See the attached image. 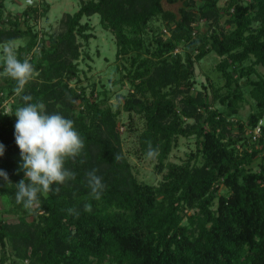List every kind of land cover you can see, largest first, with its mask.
<instances>
[{"label": "trees", "instance_id": "1", "mask_svg": "<svg viewBox=\"0 0 264 264\" xmlns=\"http://www.w3.org/2000/svg\"><path fill=\"white\" fill-rule=\"evenodd\" d=\"M7 1L0 0V24L4 22ZM164 1L181 3L179 17L164 8ZM196 1L83 0L80 9L68 16L66 32L58 38H50L49 47H42V57L48 62L47 66L33 58L28 59L38 44V36L30 28L21 30L20 21L16 19L11 22L12 30H0V43L29 37L26 46L19 49L18 59H28L35 72L40 71L47 83L28 82L24 94L31 95L32 102L47 104L49 114L59 101L57 96L80 98L67 86L60 93L50 83L63 73H67L71 80L76 77L77 68L67 56L77 59V38L88 41L91 37L88 33L90 26L82 24L85 17L100 15L102 27L115 34L118 55L131 56L132 66L138 65L132 78L134 93L122 97L123 102H119L115 114L94 104L88 123L82 118L68 116L84 141L80 155L65 161V167L75 173V178L69 181L70 185L54 183L52 193L38 194V223L34 239L29 232H11L0 216L2 251L6 250L11 239L19 251L18 258L30 260L28 264H264V164L259 172L250 171L245 165L251 163L259 150L246 154L245 159L241 158L236 149L231 148V143H225L223 136L218 134V128H224L226 124V109L236 114L244 102L239 79L246 78L243 86L249 88L260 110L250 116L247 124L254 130L264 116V77L251 78L257 73L256 65L264 66V0H250L246 4L242 0H229L224 8L219 7L222 0H200V6ZM193 10L202 19L214 18L215 21L224 12L230 15L234 29L223 35L215 31L210 36H194L191 25L196 15ZM160 19L175 25L171 38L165 42L157 40V47L152 52L162 66H156L154 72H151V67L141 72L148 61H141V55L150 53L147 42L153 23ZM255 23L259 24L257 28L253 27ZM182 43L188 45L184 63L180 55L172 57V60L164 58ZM211 50L225 58L217 68L225 79L227 92L221 99L220 110L211 111L206 100L201 101L208 112L205 122L210 130L204 125L185 128L177 112L175 96L181 93V87L187 91L193 87L194 65ZM195 52L197 54L193 57ZM250 59L254 62L243 66L242 63ZM228 60L235 65L233 72L227 68ZM237 71L239 78L234 77ZM0 78L10 86L16 84L1 74ZM137 80L140 82L136 83ZM185 99L188 107L182 113L186 117H194L196 100L192 97ZM3 102L0 90V110ZM121 110L142 115L145 129L139 135L140 150L146 155L150 142L158 151L155 159L160 168H163L180 136H195L198 143L196 155L201 153L207 169H191L188 162L182 167L172 166L165 176L166 183L159 188L137 182L121 152V140L116 129V118ZM236 125L243 128L241 124ZM14 126L10 116L2 110L0 144L4 146V155L0 156V170L7 173L11 184L0 177L3 179L0 188L3 187L2 193L13 196L15 187L14 190L4 187L14 186V182H19L24 176L19 168L20 150L15 142ZM261 129L259 143L264 150V126ZM116 154L121 159L115 160ZM93 169L97 170L96 174L105 185L99 200L91 198L87 183V173ZM221 186L229 188L227 195L219 193ZM57 187L60 191L55 194ZM216 201L217 208L213 210ZM85 204L91 205V212L84 210ZM69 208L76 209L79 215H70L67 212ZM185 208L199 210L198 215L189 217L190 225H184L180 215ZM21 225L29 226L23 219ZM31 239V253L27 255L25 245ZM0 264H8L6 254L0 258ZM9 264L20 263L14 261Z\"/></svg>", "mask_w": 264, "mask_h": 264}, {"label": "rangeland", "instance_id": "2", "mask_svg": "<svg viewBox=\"0 0 264 264\" xmlns=\"http://www.w3.org/2000/svg\"><path fill=\"white\" fill-rule=\"evenodd\" d=\"M30 1H34L35 4H30ZM228 1L229 0H222L219 3V7H226ZM249 1L250 0H242L244 4ZM82 3L83 0H8L6 3L4 22L0 24V30H12L11 22H14L16 19L20 21L19 28L21 30L25 31L27 28H30L33 34L38 36V44L33 52L28 55V59L33 58L34 61L43 62V64L47 66L48 62L44 61L42 57V47H49L50 38H58L66 32V21L68 16L75 14L80 9ZM201 4L200 0L196 1L197 6ZM46 8H48L47 14L45 13ZM164 8L168 11H172L179 17L181 3L170 4L164 1ZM192 12L196 15L195 21L191 25L194 29V36L196 34L210 36L215 31L223 35L230 33L234 29V25L230 23V15L224 14V12H221L222 15L219 16L218 21H215L214 18L202 19L196 10ZM82 24H88L90 26L91 29L88 33L91 34V37L88 41L79 37L77 38L76 46H78L79 53L77 59H74L72 56H67L77 68L76 77L71 80L67 73H63L60 78L54 77L50 83L55 87L57 92H64V86H67L69 91L79 95L80 98H75L74 100V95H70L72 98L67 95L63 97L60 95L57 96L59 101L55 103L53 112L51 113H59L67 119L68 116L73 115L76 119L82 118V120L88 123L90 115L92 114V105L99 104L102 110H110V112L115 114L119 108V102H123L122 97L134 93L132 78L133 72L137 70L138 65L135 67L132 66L131 56L118 55L115 34L112 30L102 27L100 15L96 14L91 17H85L82 20ZM153 24V30L147 42L150 53L141 55V61L148 60L146 65L142 66L141 72L147 71L148 67H151V72H154L153 69L156 66H162V62L155 58L152 52L157 47V40L160 39L164 42L169 40L172 36V30L175 28L174 22L169 24L163 19ZM258 26L259 24L255 23L253 27L257 28ZM28 41V36L13 41L17 57L19 49L26 46ZM4 43L5 42H1L0 45ZM187 51L188 45L182 43L173 53L166 55L164 58H170V60H172V57L175 58L180 55L182 57V63H184ZM195 54H197V52L193 54V57ZM224 59L225 58H221L216 52L211 50L201 62H197L194 65V75L191 80L194 82L193 87L189 91H187L185 87H181V93L175 96L177 112L182 118L183 127L188 128L192 125H204L210 130V127L205 122L208 112L201 105V101L205 99L211 111L221 109V99L226 94L227 89L225 87V79L222 77L217 66ZM253 62L254 59H250L244 61L242 64L243 66H249ZM227 65L228 70L231 72L236 69L232 60H228ZM255 68L257 73L253 74L251 78L257 79L264 77V66L256 65ZM0 74L1 77H7L3 75L2 63H0ZM238 76L239 72L237 71L234 73V77L237 78ZM245 80L246 78L239 79L242 84H240V92L244 97V102L238 108L236 114H232L230 109H226L224 115L226 124L224 128H218V134L220 133L223 136L225 143H231V148H235L241 158L246 157V154L250 155L253 151L259 150V154L253 158L251 163L245 165L250 171L259 172L261 166L264 164V150H262V145L259 141H252L251 136L254 130L247 122L250 116L257 114L260 110H258L256 101L251 97L249 88L243 86ZM29 82H38L39 84L47 83L45 77L40 75V71L35 72L33 78ZM139 82L140 80L136 81V83ZM14 87L15 86H10L3 78H0V90L1 94L4 96L2 110L5 114L10 116L15 124L16 117L14 112L18 107L24 106V101L21 99V96L15 95L13 91ZM169 90L170 89H167V91ZM216 90H218V92ZM22 95L25 94L22 93ZM186 97H192L196 100L194 105V112L196 115L191 118L186 117L182 113V111L188 107V105L185 104ZM45 107L47 109V104ZM2 110H0V112ZM231 124L235 125L231 126ZM236 124H241L243 128L240 129ZM259 126H264V116L260 120ZM103 129H105V127H103ZM116 129L119 132L121 140V152L130 165L132 177L139 183H147L155 188H159L166 183L165 176L169 174L172 166L182 167L188 162H190L191 169H207L205 166V159L201 153L196 155L198 143L195 136H180L177 140V145L173 148L167 160L164 162L163 168H160L157 159L147 158L140 150L138 144L139 135L145 129V120L142 115L136 112L128 113L121 110L120 115L116 118ZM10 163L13 165V161ZM23 178L24 176L21 179ZM70 180L71 179L66 180L61 186L70 185ZM17 183L18 182H14V186L6 185L4 188L7 190L12 188L14 190L15 184ZM2 188H0V216L5 221L6 226L10 228L11 232L16 230H18L17 232H29L31 238L34 239L36 231L35 225L38 223L37 209L39 205L30 211L25 210L22 204H17L15 194L14 196L7 192H3V194L1 191ZM228 192L229 188L221 186L219 190L220 194L227 195ZM78 196H76V198ZM72 198L73 197L70 196V199ZM216 208L217 201L213 210H216ZM198 214V209L185 208L180 212L184 225H190L189 217ZM22 219L29 225L28 227H22ZM10 240L8 241L5 251H2L0 247V258L3 254H6L8 257V264L14 261L20 264H28L30 260L22 261L18 258L19 251L13 246L15 243ZM32 244L33 240L31 239L30 242L25 245L27 255L31 253L30 249Z\"/></svg>", "mask_w": 264, "mask_h": 264}, {"label": "clouds", "instance_id": "3", "mask_svg": "<svg viewBox=\"0 0 264 264\" xmlns=\"http://www.w3.org/2000/svg\"><path fill=\"white\" fill-rule=\"evenodd\" d=\"M0 63L3 75L16 82L13 89L15 95L21 96L24 101V106L18 107L14 112L15 142L21 159L19 168L24 173V178L15 184V200L30 211L39 204V193H52L51 186L54 183L63 185L66 180L75 178V173L65 167V161L80 155L84 141L74 128V121L59 113L49 114L42 101L32 102L31 95H22L26 84L33 78L35 69L28 59H18L13 42L0 45ZM3 155L4 146L0 144V156ZM146 155L149 159L158 155L150 142ZM114 159L119 160L121 157L116 154ZM96 172L93 169L87 173V183L91 198L99 200L105 185ZM0 177L11 184L6 172L0 170ZM59 191V187L54 190L55 194ZM84 210L91 212V205L85 204ZM67 212L79 215L74 208L67 209Z\"/></svg>", "mask_w": 264, "mask_h": 264}, {"label": "built area", "instance_id": "4", "mask_svg": "<svg viewBox=\"0 0 264 264\" xmlns=\"http://www.w3.org/2000/svg\"><path fill=\"white\" fill-rule=\"evenodd\" d=\"M261 127H262V126H259V125H258V126L254 129V131L252 132V136H251V138H252V141H253V142H257V141L260 140V138H261V136H262V133H261L262 129H261Z\"/></svg>", "mask_w": 264, "mask_h": 264}, {"label": "water", "instance_id": "5", "mask_svg": "<svg viewBox=\"0 0 264 264\" xmlns=\"http://www.w3.org/2000/svg\"><path fill=\"white\" fill-rule=\"evenodd\" d=\"M30 4H35V2L34 1H30Z\"/></svg>", "mask_w": 264, "mask_h": 264}]
</instances>
